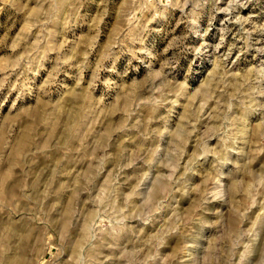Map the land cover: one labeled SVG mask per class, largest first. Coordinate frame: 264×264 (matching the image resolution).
Listing matches in <instances>:
<instances>
[{
	"label": "rangeland",
	"instance_id": "374dc122",
	"mask_svg": "<svg viewBox=\"0 0 264 264\" xmlns=\"http://www.w3.org/2000/svg\"><path fill=\"white\" fill-rule=\"evenodd\" d=\"M0 264H264V0H0Z\"/></svg>",
	"mask_w": 264,
	"mask_h": 264
}]
</instances>
